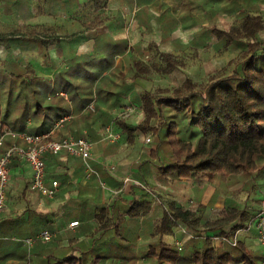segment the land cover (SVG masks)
<instances>
[{
	"label": "crops",
	"instance_id": "crops-1",
	"mask_svg": "<svg viewBox=\"0 0 264 264\" xmlns=\"http://www.w3.org/2000/svg\"><path fill=\"white\" fill-rule=\"evenodd\" d=\"M186 1L25 0L23 7L20 6L22 14L18 27L49 29L50 36L20 38L17 48L9 45L15 40L0 42V52L4 54L0 57V136L3 130L51 132L55 139L87 136L93 142L91 164L100 171L101 178L93 175L86 178L81 157L65 151L49 155L46 158L47 182L57 179L60 185L56 195L48 198L31 188L32 170L28 163L14 158L10 163L8 187L12 195L0 211V264H121L132 254L129 255L128 244L115 234L114 225L118 220L128 221L121 226L126 235L149 234L150 220L152 224L154 220L161 221L167 199H174L193 210L202 208L205 219H214L223 214L226 207L234 205L246 210L249 217L239 216L225 224L222 230L207 233L216 246L223 248L227 242L221 237L237 232L238 242L242 241L249 250L263 255L255 222L264 172L251 177L250 181L232 177L209 179L205 175L172 179L170 175H161L158 167L168 159L163 161L162 151L158 156L152 155L157 145L153 132L137 130L131 138L118 123L123 118L116 117L117 109L132 108L143 114L141 121L144 118L140 95L154 89L141 82L148 77L137 75L133 60H146L151 43L162 51L183 56L187 64L177 70H185L189 66L186 45L199 42L195 39L200 34L201 38L205 37L204 45L212 44L214 49L216 37L201 33V29L213 27L220 13L232 18L229 14L234 15L236 11V7H229L230 0H191L190 7ZM223 5H227L226 8H222ZM65 15L75 18L57 21ZM129 16L136 20L130 22ZM235 17L220 28L228 29ZM178 28L195 29L190 31L189 37L181 35ZM21 43L24 48H19ZM116 45L121 47L116 48ZM124 45L126 48L121 50ZM140 48H143V56L138 54ZM16 50L18 53H14ZM194 52L191 56L199 52L198 47ZM41 57L44 63L40 68L32 65ZM127 58L131 59L134 74L128 73ZM6 61L3 67L1 63ZM121 74L126 75V84L131 90L117 87L123 81ZM92 96L96 98L95 110L93 114H86L85 102ZM124 121L132 127L141 122ZM108 127L120 133L121 138L117 141L105 138ZM148 136L150 142L145 140ZM13 142H16L14 137L5 136L0 154ZM149 143L153 146L148 150L144 145ZM18 144L24 145L23 141ZM138 144L137 153H134L132 147L136 150ZM125 177L131 181L114 194ZM142 196L151 201V207L139 215H129V201ZM105 208L113 223L107 229L101 228L103 222L98 217L100 210ZM74 220L79 224L70 227L69 223ZM44 229L53 233L51 241H37L28 250L22 239ZM181 230L182 225L175 228L173 243L183 239L184 249L189 239ZM69 256L76 261L63 262Z\"/></svg>",
	"mask_w": 264,
	"mask_h": 264
},
{
	"label": "trees",
	"instance_id": "trees-1",
	"mask_svg": "<svg viewBox=\"0 0 264 264\" xmlns=\"http://www.w3.org/2000/svg\"><path fill=\"white\" fill-rule=\"evenodd\" d=\"M24 1L15 0L14 5H22ZM236 10L239 12L228 29L214 25L204 31V34L211 33L216 37V56L229 51L238 52L237 58L229 64L233 65L231 69L229 65H224L220 71L209 74L201 82L187 77L177 86L145 90L140 95L144 118L138 126L132 127L124 119L118 120L131 138L137 130L153 132L157 145L152 155L158 156L162 151L168 157L158 167L161 175H170L172 179L205 175L209 179L232 177L250 181L251 177L264 172V41L259 35L264 31V14L246 7H236ZM48 30L21 26L0 31V42L34 39L35 36L49 37ZM40 41L45 42L44 39ZM125 48L126 45L121 50ZM186 64L183 56L162 51L155 43L149 45L146 60H133V67L142 78L154 73L169 74ZM121 78L124 82L117 84V87L122 90L124 86L131 90V86L127 87L126 75L121 74ZM95 101L93 96L87 98L84 107L86 114H93ZM90 103H93L94 110L88 107ZM36 112L39 113L40 109ZM61 121L66 122L67 119ZM15 140L22 142L19 138ZM49 155L53 156L49 153L46 158ZM98 173L93 175L96 179L101 178L100 171ZM166 203L167 209L161 221L158 223L154 220L149 228L150 236L156 237V240L150 243L149 250L145 252L157 264H262L263 255L252 252L242 241L236 246L227 242L221 248L213 243L211 235L207 233L222 230L225 224L239 216L244 219L249 217L246 210L234 205L226 207L223 214L214 219H205L202 208L193 210L174 199H167ZM150 207L151 201L142 196L129 201L127 212L131 216L139 215ZM106 211V208L101 209L98 215L103 222L101 228L105 229L113 224ZM105 216L107 219L103 221ZM128 223L118 220L114 225L115 234L125 244L130 243L129 237L132 236L126 235L121 226ZM179 225L195 233L183 250L164 238L172 235ZM70 261L76 259L69 256L63 262ZM121 262L128 264L125 260Z\"/></svg>",
	"mask_w": 264,
	"mask_h": 264
},
{
	"label": "built area",
	"instance_id": "built-area-1",
	"mask_svg": "<svg viewBox=\"0 0 264 264\" xmlns=\"http://www.w3.org/2000/svg\"><path fill=\"white\" fill-rule=\"evenodd\" d=\"M88 107L94 110L93 103H90ZM129 109L132 110V108ZM7 135H10L14 138H19L23 141L24 145L13 142L2 154H0V211H2L7 205V192L10 183V163L14 158L24 159L28 163L32 170L31 188L48 198H53L56 195L60 185L57 179L47 182L46 155L49 153L58 154L65 151L71 155L81 157L84 163L86 178H90L95 174L98 175V171L91 164L93 142L87 136H81L79 138L68 137L63 139H55L52 137L51 132L35 134L29 133L27 131L18 132L7 130L0 136V147L3 145L4 138ZM105 138H108L111 141H117L121 138V134L108 127ZM145 140L150 142L151 137L148 136ZM129 181H131V178L125 177L123 179L122 186L113 191L114 194L121 192L123 187ZM135 183L141 184L138 181H135ZM78 224L79 221L74 220L69 223V226L74 227ZM255 226L257 229L258 243L261 246L264 257V181L261 189L260 206L256 217ZM181 231L187 235L186 239H190L195 236V234L185 226H182ZM52 238L53 233L49 229H44L37 235L23 238L22 242L28 250H31L34 243L37 241L47 243L51 241ZM221 239L222 241L236 246L238 244V233L236 232L232 236H222ZM183 244V239H177L175 241V245L179 250L183 249ZM262 264H264V259Z\"/></svg>",
	"mask_w": 264,
	"mask_h": 264
},
{
	"label": "rangeland",
	"instance_id": "rangeland-1",
	"mask_svg": "<svg viewBox=\"0 0 264 264\" xmlns=\"http://www.w3.org/2000/svg\"><path fill=\"white\" fill-rule=\"evenodd\" d=\"M6 1H8V0H0V31H8L10 29L18 27L19 21L21 20L20 15L22 13L19 11L21 5L15 6L14 1H9V2H6ZM221 1H226V0H221ZM230 2H231V4L229 7L241 6V7H246L248 9L253 10V11H256V12L258 11V12H261L264 14V0H230ZM188 3H189V7H190V4H192L191 0H187L186 5ZM21 7H23V6H21ZM233 12H234V15H237L239 11L236 10ZM229 15H230V17L234 18V15H232V14H229ZM74 18H75L74 16L68 17L65 15L64 17H58L57 21H61V22L65 21L66 22V21H71ZM129 18H130V16H129ZM129 18H128V20L130 22L136 20L135 18L134 19L133 18L129 19ZM232 18H228L227 15L222 16L220 13V19H219V21H215V25H217L219 27L227 26L230 23L229 21ZM54 21H55V16H54ZM194 29L195 28H192V29L180 28V30H179V28H178L177 30H179V33L181 35H183V36L186 35V36L191 37L190 31H192ZM205 29H206V27L201 29V31L200 30L199 31L201 33H204ZM199 35L197 34V37H196L198 40L195 39V41H199V42H193L192 41V43H188L185 47V48H188V51H189V52H186L189 55V59H188L189 66H188V68H186L185 70H176V71L172 72L170 75L154 74V75H151L148 78H146L145 81L141 80V82L146 83L147 87L151 88V89H155L158 86H170V85L180 84L187 76L192 77L197 82H201V81H204L209 74L216 72V71H220L224 65H229L232 60L237 58V56H238L237 51H229L220 57H216L214 55L216 53V48L215 47H214V49L212 48L214 45H212V44L211 45L209 44L208 46L204 45L205 44V37L201 38ZM259 35H260V38L264 41V31H262ZM200 38H201V40H200ZM9 45L12 48H17L19 46V43H17V41H16L12 44L9 43ZM196 47H198L199 52L196 55L191 56L192 54L195 53L194 48H196ZM19 48H24L23 43L20 44ZM142 50H143V48H140V50H139L138 54L140 56H143ZM0 51H2V48H0ZM18 51L19 50H16V51H14V53H18ZM2 55H4V54H2V52H0V57H3ZM130 60L127 58V64H126L127 70H128V73L134 74V68L131 66ZM42 63H44V61L41 57L40 59H36V61L34 63L32 62V65L36 66L37 68H40ZM6 64H7V61L4 63H1V65L3 67H5ZM232 67H233V65H229L230 69ZM0 78H2V77H0ZM116 113H117L116 114L117 118H123L126 121L133 123V124H138L141 121L142 116H143V114L140 113V111H138V109L130 110L128 108H119V109H117ZM183 124H184V122H183ZM5 131L3 130V132H5ZM120 141H122V140H120ZM139 146L140 145L138 144L136 147V150H135V148L132 147V150L134 149L133 150L134 153H137V148ZM152 146H153V143L146 144V146L144 145V147H146L148 150ZM161 156H162L163 161H166L168 159L167 156L163 152L161 153ZM259 176H261V174H259ZM257 179H259V178L257 177ZM8 190L10 191V189H8ZM158 193H159L160 197H163V195L160 194V190L158 191ZM9 195H12L11 191L8 193V196ZM164 199H165V196H164ZM193 208L195 209L197 207L195 206ZM151 220H150V226L152 224ZM109 236H111L110 232H109ZM130 236H132V237H129L130 243L127 245V248H130L129 255L132 254V256L130 255L129 258L127 259L128 264H157V262L153 261L151 258H149L145 254L148 246H150L151 242L156 240V237L153 238L150 236V234H145V233H141L138 236H137V234L132 233V235L130 234ZM174 236H175V234H172V236L166 235V237H164V238L167 241L173 243ZM131 238H133V239H131ZM185 238H187V235H185ZM131 247L132 248L134 247V249H131Z\"/></svg>",
	"mask_w": 264,
	"mask_h": 264
}]
</instances>
